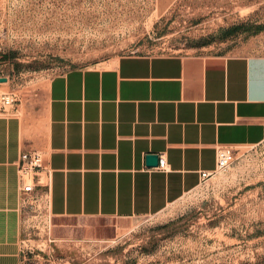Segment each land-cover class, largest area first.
I'll list each match as a JSON object with an SVG mask.
<instances>
[{"label": "rangeland", "instance_id": "374dc122", "mask_svg": "<svg viewBox=\"0 0 264 264\" xmlns=\"http://www.w3.org/2000/svg\"><path fill=\"white\" fill-rule=\"evenodd\" d=\"M198 52L264 55V0H0V97L16 99L0 115L37 136L54 75ZM234 150L227 171L153 215L55 220L40 197L21 199L23 244L46 264H264V141Z\"/></svg>", "mask_w": 264, "mask_h": 264}, {"label": "crops", "instance_id": "0c3cea01", "mask_svg": "<svg viewBox=\"0 0 264 264\" xmlns=\"http://www.w3.org/2000/svg\"><path fill=\"white\" fill-rule=\"evenodd\" d=\"M22 131L0 115V264L34 257L22 241L23 148L44 155L34 194L55 220L160 213L214 171L218 145L264 141V55L133 53L72 67L48 82L39 134ZM149 154L167 170L147 166Z\"/></svg>", "mask_w": 264, "mask_h": 264}, {"label": "built area", "instance_id": "2783aa9c", "mask_svg": "<svg viewBox=\"0 0 264 264\" xmlns=\"http://www.w3.org/2000/svg\"><path fill=\"white\" fill-rule=\"evenodd\" d=\"M0 78H3L0 75ZM16 99L11 94H2L0 97L1 108L4 110L6 107L13 105ZM216 165L213 172H202L201 180H205L212 173L227 171L236 159L235 150L233 147L218 145L215 148ZM167 163L163 155L159 156L157 166L153 167L154 170L166 171ZM44 168V155L42 151L36 147L23 148L17 157L16 172L19 181V192L21 199L25 202L30 199H35L34 188L37 183H40L39 174L43 172ZM23 264H45L40 263L34 256L28 258Z\"/></svg>", "mask_w": 264, "mask_h": 264}, {"label": "water", "instance_id": "95a60500", "mask_svg": "<svg viewBox=\"0 0 264 264\" xmlns=\"http://www.w3.org/2000/svg\"><path fill=\"white\" fill-rule=\"evenodd\" d=\"M6 78H0V82H5ZM159 157L157 155L149 154L146 156V165L147 166H157Z\"/></svg>", "mask_w": 264, "mask_h": 264}]
</instances>
